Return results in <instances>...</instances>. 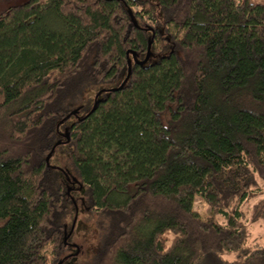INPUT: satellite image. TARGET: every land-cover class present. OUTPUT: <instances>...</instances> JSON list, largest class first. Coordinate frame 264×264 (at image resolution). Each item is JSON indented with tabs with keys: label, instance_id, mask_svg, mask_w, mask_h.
<instances>
[{
	"label": "trees",
	"instance_id": "trees-1",
	"mask_svg": "<svg viewBox=\"0 0 264 264\" xmlns=\"http://www.w3.org/2000/svg\"><path fill=\"white\" fill-rule=\"evenodd\" d=\"M129 59L123 88L72 114L86 88L120 87ZM263 185L264 2L0 10V264H63L82 207L97 217L91 264H264L245 209Z\"/></svg>",
	"mask_w": 264,
	"mask_h": 264
},
{
	"label": "rangeland",
	"instance_id": "rangeland-1",
	"mask_svg": "<svg viewBox=\"0 0 264 264\" xmlns=\"http://www.w3.org/2000/svg\"><path fill=\"white\" fill-rule=\"evenodd\" d=\"M28 0H0V10L8 8L12 5L24 3ZM254 3L264 2V0H250ZM111 84H99L86 88L79 97V100L72 103L71 107L76 111L77 107H88L89 104L94 105L95 101L103 93L112 89ZM83 108V113L85 109ZM79 109V108H78ZM58 166H65L68 163L66 152L63 151L55 157L53 162ZM264 187V185H263ZM86 193V187L82 186L79 190L74 192L78 199L81 195ZM195 210L201 214L202 217L208 218L212 215L209 205L203 200L197 199L194 203ZM248 210V225L250 232V240L252 244L264 245V188L263 193L256 199L251 201L247 208ZM68 225L70 229V257L66 259L63 264H91L94 256L100 247V237L97 229L96 215L81 208L78 209L77 214L71 211L68 217Z\"/></svg>",
	"mask_w": 264,
	"mask_h": 264
},
{
	"label": "water",
	"instance_id": "water-1",
	"mask_svg": "<svg viewBox=\"0 0 264 264\" xmlns=\"http://www.w3.org/2000/svg\"><path fill=\"white\" fill-rule=\"evenodd\" d=\"M151 46H152V42L149 43L148 55H147L146 59H144L143 61H140L141 64H145L149 60V57L151 55ZM134 57L137 60L136 54H135ZM131 74H132V59H129V73H128V76H127L126 80L123 82V84L120 87H114V88L110 89V91L118 90V89L123 88V86L126 84L128 79L130 78ZM96 105H97V100L94 103L93 110L95 109ZM78 111H79V109H76V111H73L72 114L73 115H78ZM68 139H69V136H68ZM48 160H49V157H48ZM77 212H78V208H77ZM67 240H68V238L66 237V242H67Z\"/></svg>",
	"mask_w": 264,
	"mask_h": 264
}]
</instances>
